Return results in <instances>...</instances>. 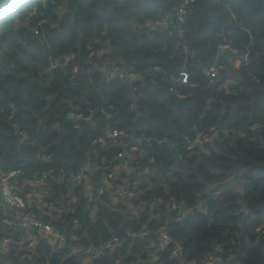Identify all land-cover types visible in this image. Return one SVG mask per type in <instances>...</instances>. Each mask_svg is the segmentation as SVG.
<instances>
[{"label": "trees", "instance_id": "trees-1", "mask_svg": "<svg viewBox=\"0 0 264 264\" xmlns=\"http://www.w3.org/2000/svg\"><path fill=\"white\" fill-rule=\"evenodd\" d=\"M181 3L14 0L0 10V171L19 170L14 185L23 194V179L47 175L37 189L45 193L42 203L69 211L58 218L26 205L65 235V246L57 251L37 238L32 259L24 250H9L0 264H81L82 255L95 256L90 264H206L215 257L219 264H264V0H193L179 24L170 17ZM165 16V25L152 30L150 24ZM40 21L52 24L32 25ZM103 33L108 60L99 70L85 46ZM227 41L233 51L225 56L218 45ZM63 54L73 55L69 65L48 71L49 58ZM216 64L223 69L207 76ZM113 67L158 68L163 74L150 82L144 73L130 86L107 83L104 70ZM179 73L186 74V84L173 82ZM212 127L225 133L218 132L202 150H190L187 142ZM109 130L123 132V144L136 141L138 150L130 154L140 161L132 167L154 174L151 190L131 189L132 207L147 206L138 217L127 215L125 202L110 204L113 190L89 196L83 185L61 184L98 160L89 182L101 186L100 169L116 165L123 151L107 142ZM232 176L243 193L226 190ZM172 204L181 210H172ZM89 206L95 207L94 220ZM163 229L180 243V255L172 256L171 246L152 247ZM5 232L0 224V241ZM71 234L79 240L71 241ZM112 238L118 246L103 250ZM73 248L81 250L74 255Z\"/></svg>", "mask_w": 264, "mask_h": 264}, {"label": "built area", "instance_id": "built-area-1", "mask_svg": "<svg viewBox=\"0 0 264 264\" xmlns=\"http://www.w3.org/2000/svg\"><path fill=\"white\" fill-rule=\"evenodd\" d=\"M193 2V0H182L181 5L174 10V17H170V20H175L179 24H182L185 20L186 13H187V7ZM59 9V5L56 6V10ZM224 12L229 16L230 20H234L233 14L226 8H224ZM31 16L24 19V23L30 24ZM167 19V16H165V20L162 22H156L151 25L152 30H157L156 28L165 25V22ZM45 22V21H44ZM43 21H40L38 23L33 22L32 25H35L36 27H41L42 24H46L47 26L51 25L52 23H44ZM140 29H145V26L141 25L139 26ZM244 32H246L244 30ZM105 33L102 34L100 38H97L94 42L88 43L85 46V49L87 53L91 56L95 62L96 67L101 70L102 64L106 62L108 59L106 58V54L108 53V47H107V40L104 39ZM248 36L250 37V43L252 41V36L248 33ZM231 41L223 42L218 45V49L221 54H225V56H228L231 54L232 47L230 46ZM248 45V46H249ZM104 57L103 61L101 60ZM73 55L71 54H63L62 56H59L57 58H49L48 61V71H52L57 68L64 69L66 68L69 63L72 61ZM247 55L245 54L242 58V63L247 62ZM97 60H99L97 62ZM237 67V65H235ZM219 69H223L222 67H219L217 64L215 67L208 68L205 71V74L207 76H211L214 74V71H217ZM148 73L150 74L149 81L153 82L155 78L163 72L158 68H147L140 72H134L132 68H128L127 70H121L116 69L113 67V69L110 72H106L104 70V81L105 82H111V81H119V82H125L130 83V85H133L135 82H138L142 80V74ZM179 79L176 78L173 80L176 84H186L187 82V76L184 73H179ZM225 87V85H222ZM169 90H172L170 87ZM128 101L131 103H134V96L132 93H130ZM74 118H79V115H73ZM52 127H55L53 125ZM224 129H220L219 127H212L209 128L205 132H199L196 133L192 140L188 141L187 144L189 145L190 150L199 149L200 146H204L205 144L212 142L218 132H222ZM225 133V131H224ZM19 136H23L22 133L19 134ZM126 136L123 132L119 131H112L109 130L106 132V138L107 142L111 143L113 146L119 142H121V139H124ZM102 144H106L103 140H99ZM20 175V171H10V172H2L0 171V209L3 213V217L0 221V224L3 228H5L9 232H5L4 237L0 241V255L8 252L9 250H24L28 254L26 256L29 260L32 259L34 256L38 254L36 251V242L37 238L44 239L49 245L53 246L54 250L60 251L65 246L66 237L64 234L58 233L52 226L47 225L43 223L38 217L31 214L27 211L26 205L27 201L24 197H22L17 191L16 187L14 185L15 178ZM47 177V175L43 174L41 179L38 181V183H43V180ZM37 183V182H36ZM61 184H63L66 187L71 186H79L83 185L85 191L88 193L89 196H92V193L95 192L97 195H101L104 192H107L104 188V185L101 184L99 187H94L89 182V170L83 169L80 174L73 177L71 181L63 180L61 181ZM135 194L123 187L122 189H119V197L123 198L127 201H129L131 198H133ZM180 208L178 205L172 204L171 209H178ZM45 210H49L52 213H55L56 217H60L62 214L69 212L65 209L61 208H54L52 204H49ZM181 210V208H180ZM179 210V211H180ZM192 209H185L183 210L184 215L191 212ZM63 223V222H62ZM260 231L264 232V227L260 229ZM69 239L71 241H78L79 238L73 234L69 236ZM152 247H156L157 251L164 249L167 246H171V255L172 256H178L181 254V248L180 243L176 240H173L169 237L167 234V231L164 229L161 230L157 235L156 243L151 244ZM118 246V240L116 238H112L111 240H108L104 242L101 246L103 250H113ZM72 248V247H71ZM81 249L73 248L71 254H78V252ZM94 250V249H93ZM95 258V256L92 257V259H86L87 261L92 260ZM211 261L206 264H219L218 259L212 258ZM91 261V262H92ZM84 262V261H83ZM81 264H90V263H83Z\"/></svg>", "mask_w": 264, "mask_h": 264}, {"label": "crops", "instance_id": "crops-1", "mask_svg": "<svg viewBox=\"0 0 264 264\" xmlns=\"http://www.w3.org/2000/svg\"><path fill=\"white\" fill-rule=\"evenodd\" d=\"M172 22L170 21L168 23V26L171 27ZM123 84H126L127 86H130V83H125L122 82ZM134 91V90H133ZM130 93L128 94V98H129ZM53 128V127H52ZM20 141L21 140H25L24 136H19ZM121 141L119 142L117 145H121L123 146V151L120 153L119 157H118V163L116 165L111 166L109 169H100L102 172V175L100 176V182L102 185H104V188L106 189V191L110 192L111 190H113L112 192H110V204L114 207L118 206L120 204V202H125L124 204H126L125 206L127 207V215H134L136 217L139 216L140 213H142V211L144 209L147 208V206L145 204H141L139 206H137L136 208H133L131 203H129L127 200L120 198L119 197V189H122L123 187L131 190V189H138V190H151L152 187L155 185V183H153L151 181L150 176L154 175H147L148 171L146 172L145 170H141V169H135L132 167V164H136L137 162L140 161L139 157H136L137 155H133L130 154L131 152H135L138 150V145H136V141H133V143H125ZM93 154H95V152L93 151ZM98 160H95V163L91 164V165H87L84 167V169L89 170V173H94L96 172V170L98 169ZM101 164L103 165V162H101ZM97 166V167H96ZM126 175V177H128L131 185V188H128V186H126V178H124L123 180H120V176L121 175ZM41 179V177L38 180L32 181L30 179H23L22 180V186H21V190L25 189V194H23L22 191H20L18 188H15L16 191L25 198V200L28 202L27 206L31 209V208H38L36 209V212L40 213L41 211H43V209H45L46 203H42L41 201V197L42 194H45L43 191H37L38 187H40L41 184L43 183H38V181ZM229 179V178H228ZM235 179V181L233 180ZM119 181H121V183H119ZM230 186L226 188V190L228 191H234L236 193H243L242 190V183L240 180H238L235 176H232L230 178ZM37 182V183H36ZM36 190V192H35ZM89 197V196H88ZM36 198L38 199V201H36ZM90 202L92 201V199H89ZM71 203H76L75 199H70L69 200ZM36 205V206H35ZM91 206H89L90 208ZM155 208L153 205L150 206V211H153L152 209ZM68 213V212H66ZM141 215V214H140ZM89 218L90 220H94L95 219V207L92 206L91 209H89ZM156 215L151 216L152 219H155ZM93 256L90 257H84L82 255V260L81 262L85 263H90L92 260L87 261L86 259H92ZM5 264H13L12 262H6Z\"/></svg>", "mask_w": 264, "mask_h": 264}, {"label": "water", "instance_id": "water-1", "mask_svg": "<svg viewBox=\"0 0 264 264\" xmlns=\"http://www.w3.org/2000/svg\"><path fill=\"white\" fill-rule=\"evenodd\" d=\"M14 0H0V10L3 9L6 5H8L9 3H11ZM134 112H136V108L134 107ZM146 142H149L150 140L145 139ZM153 142H156L157 144H166L167 142L165 140L163 141H156L153 140ZM167 147L171 150L172 147L170 145H167ZM203 149V146H200V150ZM188 214L184 215V218L187 217ZM65 216H67V214L65 213ZM63 225H66L65 222L62 223ZM211 249L214 250V245L211 246ZM217 251L214 252L215 256H217Z\"/></svg>", "mask_w": 264, "mask_h": 264}, {"label": "rangeland", "instance_id": "rangeland-1", "mask_svg": "<svg viewBox=\"0 0 264 264\" xmlns=\"http://www.w3.org/2000/svg\"><path fill=\"white\" fill-rule=\"evenodd\" d=\"M217 74V71H214V75H216ZM36 201H38V199L36 198Z\"/></svg>", "mask_w": 264, "mask_h": 264}]
</instances>
